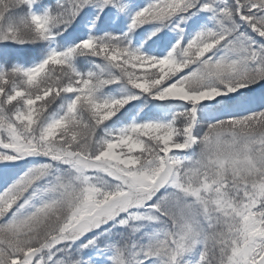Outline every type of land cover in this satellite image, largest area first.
Returning a JSON list of instances; mask_svg holds the SVG:
<instances>
[{
  "label": "snow or ice",
  "instance_id": "obj_1",
  "mask_svg": "<svg viewBox=\"0 0 264 264\" xmlns=\"http://www.w3.org/2000/svg\"><path fill=\"white\" fill-rule=\"evenodd\" d=\"M0 264H264V0H0Z\"/></svg>",
  "mask_w": 264,
  "mask_h": 264
}]
</instances>
